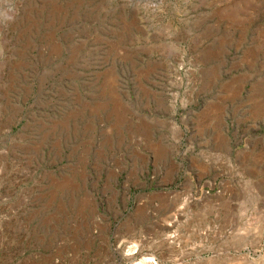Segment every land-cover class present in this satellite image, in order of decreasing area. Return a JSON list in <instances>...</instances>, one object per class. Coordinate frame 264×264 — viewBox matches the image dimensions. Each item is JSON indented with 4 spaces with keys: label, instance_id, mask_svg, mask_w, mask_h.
Here are the masks:
<instances>
[{
    "label": "rangeland",
    "instance_id": "374dc122",
    "mask_svg": "<svg viewBox=\"0 0 264 264\" xmlns=\"http://www.w3.org/2000/svg\"><path fill=\"white\" fill-rule=\"evenodd\" d=\"M0 264H264V0H0Z\"/></svg>",
    "mask_w": 264,
    "mask_h": 264
}]
</instances>
